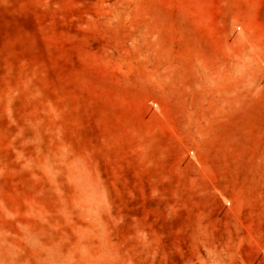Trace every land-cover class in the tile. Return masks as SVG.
Wrapping results in <instances>:
<instances>
[{
  "label": "rangeland",
  "instance_id": "rangeland-1",
  "mask_svg": "<svg viewBox=\"0 0 264 264\" xmlns=\"http://www.w3.org/2000/svg\"><path fill=\"white\" fill-rule=\"evenodd\" d=\"M212 144L256 198L206 189ZM263 249L264 0H0V264Z\"/></svg>",
  "mask_w": 264,
  "mask_h": 264
},
{
  "label": "crops",
  "instance_id": "crops-1",
  "mask_svg": "<svg viewBox=\"0 0 264 264\" xmlns=\"http://www.w3.org/2000/svg\"><path fill=\"white\" fill-rule=\"evenodd\" d=\"M222 120V128H228L233 125L236 113L233 107L222 108L219 111ZM204 150L208 154L205 166L208 167V176L204 181L206 189L214 186L216 189L227 192L228 198L237 204L240 200L254 199L256 196L251 193L249 183L239 180L240 173L238 168L240 165H248V161L244 160V155H239L242 151L240 147L232 144H212Z\"/></svg>",
  "mask_w": 264,
  "mask_h": 264
},
{
  "label": "built area",
  "instance_id": "built-area-1",
  "mask_svg": "<svg viewBox=\"0 0 264 264\" xmlns=\"http://www.w3.org/2000/svg\"><path fill=\"white\" fill-rule=\"evenodd\" d=\"M262 251H263V253H264V249H263Z\"/></svg>",
  "mask_w": 264,
  "mask_h": 264
}]
</instances>
